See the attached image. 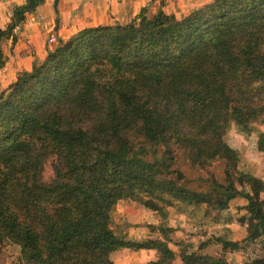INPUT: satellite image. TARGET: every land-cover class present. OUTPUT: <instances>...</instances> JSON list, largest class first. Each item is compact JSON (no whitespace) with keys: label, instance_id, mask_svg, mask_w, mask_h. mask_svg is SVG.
<instances>
[{"label":"trees","instance_id":"obj_1","mask_svg":"<svg viewBox=\"0 0 264 264\" xmlns=\"http://www.w3.org/2000/svg\"><path fill=\"white\" fill-rule=\"evenodd\" d=\"M262 121L264 0H214L182 18L143 9L58 39L0 94V243L20 248L19 264H116L121 249L154 250L146 264H230L202 253L208 242H173L165 205L222 213L247 199V246L213 238L223 250L264 244V180L226 140L232 123L250 134ZM171 146L203 170L222 162L223 179L190 188L175 157L159 156ZM122 201L161 214L162 238L118 233Z\"/></svg>","mask_w":264,"mask_h":264},{"label":"crops","instance_id":"obj_2","mask_svg":"<svg viewBox=\"0 0 264 264\" xmlns=\"http://www.w3.org/2000/svg\"><path fill=\"white\" fill-rule=\"evenodd\" d=\"M212 1L214 0H59L57 7H55V0H44L33 11L25 13L22 16L24 17L23 20L16 21L14 18L19 10L28 3V0H0V31L10 30L7 34L0 33V94L17 80L21 72L32 69L35 58H44L48 49L58 39H68L86 28L101 25H126L138 17L143 9L147 11L149 16H154L159 11H163L176 18H182ZM18 7L19 10H17ZM52 36L56 40L51 42ZM261 136L264 142V122L253 124L250 134L241 131L236 124H233L228 132L227 142L238 152L242 166L246 167L254 176L264 180V143H259ZM131 203L134 202H120L117 207V214L123 213L124 211L121 210L124 209V206ZM247 203V199L244 198L234 199L230 208L224 211L228 213V217L226 219L219 218L217 221L208 214L209 207L206 204L189 205L190 213L185 211L183 217L186 216V224H193L190 232H195L192 236L195 237L196 243L187 240L188 228H185L186 224L182 225L185 231L183 228L178 229L182 234L180 240L192 244L195 250L202 243L208 242L202 253L214 257L223 256L230 264H247L251 259L264 258L262 241L251 243L257 248L256 256L243 259V254L247 249L244 251L223 250L222 245L213 238L218 237L243 244L248 232L246 226L241 225L238 219L245 213V210L239 213L237 208L243 207ZM140 206L145 208L143 205ZM133 209V211L136 210ZM146 209L150 210L147 207ZM142 214L135 219L124 218L125 222L131 225V228L125 231L129 238L135 240L153 238L149 232V226H155L156 223L149 220L150 213L144 211ZM156 214L155 217L159 221L161 217L158 212ZM172 222L173 219L167 217L168 226L177 228L173 226ZM202 228L205 231H200ZM218 229L224 232L217 233ZM141 234L143 235L140 236ZM159 238H162V235ZM243 246H247V243ZM218 249L219 251H214ZM11 250H13L11 246L0 243V264L18 263V259L15 258L14 252L12 253ZM126 251L132 252L136 256L130 264H146L157 259L154 250L131 251L130 249H121L113 252L112 260L116 264H122L119 261L121 260L120 255ZM174 264H183V262L178 257Z\"/></svg>","mask_w":264,"mask_h":264},{"label":"rangeland","instance_id":"obj_3","mask_svg":"<svg viewBox=\"0 0 264 264\" xmlns=\"http://www.w3.org/2000/svg\"><path fill=\"white\" fill-rule=\"evenodd\" d=\"M263 122L264 121H262L260 123H263ZM233 124L234 123L231 124L229 130L232 128ZM252 126H253V124H252ZM229 130H228V132H229ZM228 132L226 134V140H227ZM259 143H264L262 136L259 139ZM170 148L172 149V151H168L166 149V147H160L159 148V156L170 154L173 157H175L173 169L180 170V171H182V173H184L185 178H186V184L190 188H192L194 190H207L208 189V185H209V181L208 180L211 178L210 177L211 174L215 175L220 180L223 179V167H224V165H223L222 162H216V163H214L212 165V167H209L206 170H203L201 168H198V167H195V166L191 165L189 163V161L182 155V153L177 151L174 146H171ZM243 169H244V171L250 173V171L248 169H246V167L243 166ZM44 174H45V178L48 179V180L53 178V171H52L51 162L47 163V165L45 167V173ZM132 207L135 208L136 210L133 211L134 209ZM165 207H166L165 208L166 211L168 212L167 217L173 219V222H172L173 226L177 227V228H171V229H173V231L171 232V237L173 239V242L176 241L178 243H181L184 240L183 241L180 240L181 239L180 237H182V234L180 233L181 231L178 230V229L179 228L182 229L183 228L182 225L186 224V216L185 217H183V216L185 214V211L190 213V207L187 204H181V203H179V202H177L175 200H173L172 205H165ZM150 210H147L146 207L144 208V207H142L140 205L137 206V204H135V203H133V204L131 203L130 205L128 204V206H124V209L121 210L122 212L123 211L124 212L123 213L119 212L118 217H120V219H121L120 221H124L125 217H126V219H127V217H128V219H135V218H138L140 215H143L142 212L146 211L147 213H150L149 215H151L149 220L151 222H155L156 223V225L154 227H158V225H161L164 220H163L162 216L159 214V216L161 217V218H159L160 219L159 221H161V222L157 221L158 218L155 217V215H157L156 212H154L153 210H151V211ZM208 214L212 215L213 218L216 219V221L219 220V218L220 219H226L228 217V213L227 212L226 213L225 212L221 213V212H217V211H211V213L208 212ZM215 219H213V220H215ZM151 225H154V224H151ZM192 226H193L192 223L186 224L185 228H188V233L186 232L187 240L189 242L191 241L192 243H196L194 241L195 237L192 236L193 233H195V232H190V230L192 229L191 228ZM166 227L170 228L168 226L167 221H166ZM116 228H117L118 233L123 234L126 230L131 228V225H128L127 222H123V223H120V224L116 222ZM184 231H185V229H184ZM200 231H205V229L202 228ZM149 232H151L150 234H151L152 237H158L159 238L162 235L157 228H153V230H151V226H149ZM223 232L224 231H221L220 229L217 230V233H223ZM142 235L143 234H141L140 236H142ZM187 240H185V241H187ZM183 243H188V242H183ZM4 244L5 245L7 244V245L11 246V248L14 250V251L11 250V252L12 253L14 252L13 255L15 256L16 259H18V263L17 264H19L20 257H21L20 248L17 247L16 245H13V244L9 243V242L4 243ZM172 247L177 249L178 245H172ZM214 251L217 252V251H219V249L218 250H214ZM256 255H257V248L254 245H249V247L247 248V250L243 254L244 257L242 256V254H240V256L243 257V259H245V257H247V259H248V258H251V257L256 256ZM135 257L136 256L133 255L132 252L126 251V252H124V253H122L120 255V259L121 260H119V261L122 264H130L131 260L134 259Z\"/></svg>","mask_w":264,"mask_h":264},{"label":"water","instance_id":"obj_4","mask_svg":"<svg viewBox=\"0 0 264 264\" xmlns=\"http://www.w3.org/2000/svg\"><path fill=\"white\" fill-rule=\"evenodd\" d=\"M44 0H28V3L23 6L19 12L22 14V15H25V13L27 12H31L33 11L36 6L40 3V2H43ZM59 3V0H55V7H57Z\"/></svg>","mask_w":264,"mask_h":264},{"label":"built area","instance_id":"obj_5","mask_svg":"<svg viewBox=\"0 0 264 264\" xmlns=\"http://www.w3.org/2000/svg\"><path fill=\"white\" fill-rule=\"evenodd\" d=\"M56 39H55V37L54 36H52L51 37V41H55Z\"/></svg>","mask_w":264,"mask_h":264}]
</instances>
